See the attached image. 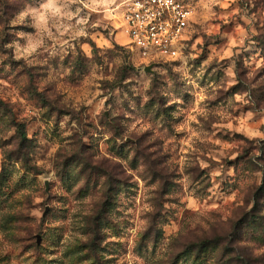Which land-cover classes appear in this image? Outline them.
Returning <instances> with one entry per match:
<instances>
[{
	"label": "rangeland",
	"instance_id": "obj_1",
	"mask_svg": "<svg viewBox=\"0 0 264 264\" xmlns=\"http://www.w3.org/2000/svg\"><path fill=\"white\" fill-rule=\"evenodd\" d=\"M122 1L0 0V264H264V0L157 64Z\"/></svg>",
	"mask_w": 264,
	"mask_h": 264
},
{
	"label": "built area",
	"instance_id": "obj_2",
	"mask_svg": "<svg viewBox=\"0 0 264 264\" xmlns=\"http://www.w3.org/2000/svg\"><path fill=\"white\" fill-rule=\"evenodd\" d=\"M121 30L144 62H174L185 51L191 9L183 0H123Z\"/></svg>",
	"mask_w": 264,
	"mask_h": 264
},
{
	"label": "trees",
	"instance_id": "obj_3",
	"mask_svg": "<svg viewBox=\"0 0 264 264\" xmlns=\"http://www.w3.org/2000/svg\"><path fill=\"white\" fill-rule=\"evenodd\" d=\"M31 0H22L23 4L26 5L30 2ZM15 127H16V130H17V134L19 136V138L21 139V141L23 140H26V137H25V133H24V130H23V127L21 125H18V124H15ZM262 174H263V178H262V186L263 187H260L259 189V193H264V167L262 169ZM258 220L259 221V218H255V221ZM260 225V224H259Z\"/></svg>",
	"mask_w": 264,
	"mask_h": 264
},
{
	"label": "water",
	"instance_id": "obj_4",
	"mask_svg": "<svg viewBox=\"0 0 264 264\" xmlns=\"http://www.w3.org/2000/svg\"><path fill=\"white\" fill-rule=\"evenodd\" d=\"M145 71H146V72H150V68L147 67V68L145 69ZM37 244H39V243H37Z\"/></svg>",
	"mask_w": 264,
	"mask_h": 264
}]
</instances>
